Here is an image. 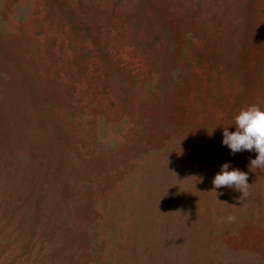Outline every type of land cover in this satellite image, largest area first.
Listing matches in <instances>:
<instances>
[{
  "label": "rangeland",
  "instance_id": "1",
  "mask_svg": "<svg viewBox=\"0 0 264 264\" xmlns=\"http://www.w3.org/2000/svg\"><path fill=\"white\" fill-rule=\"evenodd\" d=\"M251 104L264 0H0V264H264Z\"/></svg>",
  "mask_w": 264,
  "mask_h": 264
},
{
  "label": "clouds",
  "instance_id": "2",
  "mask_svg": "<svg viewBox=\"0 0 264 264\" xmlns=\"http://www.w3.org/2000/svg\"><path fill=\"white\" fill-rule=\"evenodd\" d=\"M233 125L235 131H229V127L223 128L222 144L231 150L230 154L233 156L246 150L256 153L255 158L249 157L248 167L264 169V107L251 104L241 108L234 115ZM212 183L215 189L226 186L242 193L240 198L248 195L250 185L248 173L233 167L231 161L222 164ZM234 219L231 215L227 217L228 221Z\"/></svg>",
  "mask_w": 264,
  "mask_h": 264
}]
</instances>
